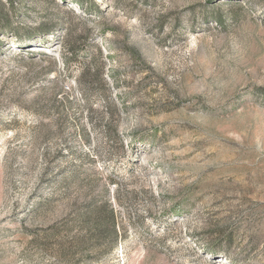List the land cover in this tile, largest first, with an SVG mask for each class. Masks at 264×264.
Returning a JSON list of instances; mask_svg holds the SVG:
<instances>
[{"label": "rangeland", "instance_id": "rangeland-1", "mask_svg": "<svg viewBox=\"0 0 264 264\" xmlns=\"http://www.w3.org/2000/svg\"><path fill=\"white\" fill-rule=\"evenodd\" d=\"M0 264H264V0H0Z\"/></svg>", "mask_w": 264, "mask_h": 264}, {"label": "trees", "instance_id": "trees-1", "mask_svg": "<svg viewBox=\"0 0 264 264\" xmlns=\"http://www.w3.org/2000/svg\"><path fill=\"white\" fill-rule=\"evenodd\" d=\"M85 132V131H84ZM96 131H95V128L94 127H92L91 129H90V132L88 133V134H86L85 135V138H86V140L89 142L90 141V138L93 136V134L95 133Z\"/></svg>", "mask_w": 264, "mask_h": 264}]
</instances>
